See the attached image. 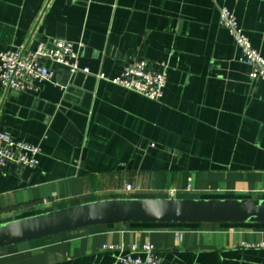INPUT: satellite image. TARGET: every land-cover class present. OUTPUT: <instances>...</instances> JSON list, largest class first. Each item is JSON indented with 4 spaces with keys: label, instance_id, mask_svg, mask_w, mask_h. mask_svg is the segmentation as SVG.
<instances>
[{
    "label": "crops",
    "instance_id": "1",
    "mask_svg": "<svg viewBox=\"0 0 264 264\" xmlns=\"http://www.w3.org/2000/svg\"><path fill=\"white\" fill-rule=\"evenodd\" d=\"M222 6L264 56V0H0V52L63 38L84 44L90 70L45 60L56 78L36 90L0 81V129L41 147L34 168L0 166V222L172 189L264 198V81L220 24ZM134 59L165 62L161 99L112 82ZM263 241L264 224L113 223L1 248L0 264H120L105 245L147 242L164 264H264Z\"/></svg>",
    "mask_w": 264,
    "mask_h": 264
},
{
    "label": "built area",
    "instance_id": "2",
    "mask_svg": "<svg viewBox=\"0 0 264 264\" xmlns=\"http://www.w3.org/2000/svg\"><path fill=\"white\" fill-rule=\"evenodd\" d=\"M219 21L240 49L243 61L250 66V77L264 81V56L253 47L249 37L240 27L235 13L222 6L219 9ZM83 45L81 42L75 44L63 38H46L40 39L34 49L25 46L17 50L1 51L2 87L7 91L24 92L36 90L37 82L55 81L56 73L44 63L45 60L59 64L70 74L89 73L88 67H81L79 64V49ZM98 77L105 78V74L100 73ZM167 80L168 68L165 62L155 64L145 59H134L124 66L121 74L113 78L112 82L150 99L159 100L164 95ZM40 154L39 145L15 140L9 132L0 129L1 167L15 164L34 168L39 164ZM190 186L189 184L188 189ZM125 189L134 192L131 184H127ZM178 193L176 189L169 191V195L174 197H178ZM260 245L264 246V241ZM105 248L117 252L116 260L120 264H164L162 257L150 242L141 248L134 246L129 250L123 244H109L105 245Z\"/></svg>",
    "mask_w": 264,
    "mask_h": 264
},
{
    "label": "water",
    "instance_id": "3",
    "mask_svg": "<svg viewBox=\"0 0 264 264\" xmlns=\"http://www.w3.org/2000/svg\"><path fill=\"white\" fill-rule=\"evenodd\" d=\"M113 223L264 224V198L117 197L0 222V249Z\"/></svg>",
    "mask_w": 264,
    "mask_h": 264
},
{
    "label": "rangeland",
    "instance_id": "4",
    "mask_svg": "<svg viewBox=\"0 0 264 264\" xmlns=\"http://www.w3.org/2000/svg\"><path fill=\"white\" fill-rule=\"evenodd\" d=\"M194 194H191V193H188V194H185V195H181V196H183V197H194L193 196ZM178 196V195H177ZM179 196H180V194H179ZM37 240H35V241H30V242H36Z\"/></svg>",
    "mask_w": 264,
    "mask_h": 264
},
{
    "label": "trees",
    "instance_id": "5",
    "mask_svg": "<svg viewBox=\"0 0 264 264\" xmlns=\"http://www.w3.org/2000/svg\"><path fill=\"white\" fill-rule=\"evenodd\" d=\"M135 197H154V196H135ZM175 224H181V223H175ZM187 224V223H185Z\"/></svg>",
    "mask_w": 264,
    "mask_h": 264
}]
</instances>
